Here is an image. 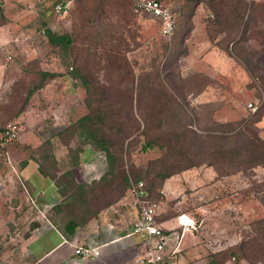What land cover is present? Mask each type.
<instances>
[{"label":"rangeland","instance_id":"obj_1","mask_svg":"<svg viewBox=\"0 0 264 264\" xmlns=\"http://www.w3.org/2000/svg\"><path fill=\"white\" fill-rule=\"evenodd\" d=\"M135 1L17 0L10 9L17 26L6 31L9 43L0 48L5 66L0 127L16 124L18 129L15 138L0 142V264H33L26 242L46 219L62 228L68 219L85 224L97 217L107 203L130 192L123 173L130 181L141 176L147 198L162 202L161 216L193 217L191 231L180 237L174 264H264V164L228 175L201 164L162 182L155 173L163 151L157 146L141 149V114L148 112L146 120L154 121V133H159L153 118L160 116L153 112L159 102L169 107L160 116L163 124L184 123L205 134L238 129L247 120L264 138V0H163L176 17L171 37L159 32L151 15L137 12ZM61 3L67 8L58 14L55 6ZM46 28L72 35L67 54L48 43ZM69 65L87 75L90 92L79 80L59 76L12 117L37 82L38 69L66 74ZM131 89L143 96L129 107L124 96ZM164 91L173 100L161 96L158 101L157 94ZM65 103L85 112L90 105L113 116L106 122L113 127L103 130L117 155L116 172L105 174V160L100 174L91 175L85 164L73 165L72 153L81 149L76 132H63L61 143L39 142L53 121L47 107L60 112ZM79 114L75 111L67 125ZM120 125L126 126L124 134L117 131ZM26 159H38V170L54 178L61 198L35 194V179L29 181L24 176L29 171H21Z\"/></svg>","mask_w":264,"mask_h":264},{"label":"trees","instance_id":"obj_2","mask_svg":"<svg viewBox=\"0 0 264 264\" xmlns=\"http://www.w3.org/2000/svg\"><path fill=\"white\" fill-rule=\"evenodd\" d=\"M164 2L163 0H160ZM2 0H0V3ZM0 8V24L5 21V17L1 14ZM239 15L235 16V21H237ZM176 19V17H175ZM176 29L173 30L172 35ZM44 35L47 38L48 43L57 47L59 50L67 54L73 43L72 35L69 33H56L49 28H46ZM171 35V36H172ZM70 69L66 71V74H61L49 70L38 69V80L34 83L27 91L25 99L19 112H16L12 117L17 118L19 114L25 107L28 99L33 95L34 92L38 91L44 87L50 80L67 75L73 80H79L85 91L90 92V80L86 74H84L78 67L69 65ZM159 77V74H157ZM136 96V98H135ZM137 96H143L142 93H135L132 89L130 93L126 94L129 100V107L133 104V100L137 99ZM157 100L163 96L164 99L173 100L170 94L167 92H162L157 94ZM159 108L157 110L153 109L157 115H163L165 109L169 108L167 104L159 102ZM89 112H85L79 118H77L73 124L63 126L57 134L63 135V132L68 133H81L83 137H87L89 142H91L97 149L104 153V158L106 161V172L105 174H111L116 172L117 165V155L111 149L112 142L109 136L104 132V128L111 129L112 123L107 125L106 122L109 121L110 117L113 116L108 111L102 112L101 108L95 109L90 108ZM167 111V110H166ZM1 113V111H0ZM19 113V114H18ZM176 114V113H175ZM174 117L177 116V114ZM126 116L129 115V110H126ZM145 114H141L143 122L142 134L144 135V140L141 142V149L146 150L148 148H153L157 146L163 151L162 156L157 160L160 168L155 173V176L159 178L162 182L170 177L171 175L178 173L179 171L201 164L211 165L218 175H228L236 171H243L250 169L253 166L264 164V138H260L256 135L249 127V121L243 120L245 123L238 129L230 127V132L228 129L221 130L217 132L215 130L209 131L205 134L198 133L189 125L182 124H163V120L160 116H155L157 120L155 127L159 129V133H154V121H147ZM10 117V116H9ZM148 117V116H147ZM222 126H230V123L222 124ZM118 133L124 134L126 131L125 125L118 126ZM5 128L0 127V142L4 143L10 139H5ZM85 138V139H87ZM13 139V138H11ZM47 141V140H46ZM77 149V148H75ZM24 164V163H23ZM40 167V166H39ZM40 173L49 176L50 174L46 171L39 169ZM106 175L103 176V178ZM102 179V177H101ZM141 180L140 175H135L134 180L130 181L129 175L123 173L122 182L127 188L131 184L137 183ZM124 189V187H122ZM147 190V187L145 186ZM63 191L61 190V193ZM151 200V199H150ZM110 204V203H109ZM107 203L106 206L109 205ZM105 206V207H106ZM53 224L56 225L54 221ZM84 222H78L73 219H68L64 222L62 229L68 234H72L78 225H82ZM213 264H219L217 262H212Z\"/></svg>","mask_w":264,"mask_h":264},{"label":"crops","instance_id":"obj_3","mask_svg":"<svg viewBox=\"0 0 264 264\" xmlns=\"http://www.w3.org/2000/svg\"><path fill=\"white\" fill-rule=\"evenodd\" d=\"M16 1L2 0L0 3L2 15L5 17V21L0 24V48L6 47L7 43H9L5 42L7 41L5 36L8 35L6 31L12 32L13 27L17 26L16 19L10 13L12 6H16ZM4 67V62L0 61L1 80L5 76ZM55 79L50 80L38 91H44L45 93L46 87ZM62 93L60 90L56 94L62 95ZM59 107H62L59 110L61 113L57 112L58 110H55L53 105L47 107L50 114L53 115V121L45 132L47 136L43 137V135L39 138V142L59 139V143H61L60 137L62 135L57 134V132L63 126H66L69 120L75 119L72 117L75 111L81 113L77 118L85 113V110H82L80 105L73 103H65ZM76 135L81 137V142L78 139V143H81V149L77 153H72V164L75 166L85 164L87 171L91 172V175L94 172L100 174L103 161L105 160L101 151L97 150L91 142L85 141L81 133H76ZM72 140L77 142L75 137ZM22 166V173L29 171V173L24 175L26 179L31 181L33 177L37 184L40 183V186H37V184L35 186V194L43 195L42 199H57L59 196L61 198L59 189L55 185V180L39 172L38 159H26V161L22 162ZM168 180L165 181L164 185ZM38 187L41 188L38 189ZM160 205H162V202ZM160 205L157 208L156 221L165 231L176 230L178 233L181 232L182 224L179 216H186L187 219L183 220L181 218L182 221L191 223L190 221L193 220V217L187 213L179 215H173L174 213L169 215V213L167 216H161L163 210ZM136 216L137 206L135 198L129 192L102 209L97 217L91 218L85 224L78 225L72 234L64 232L61 227L46 219L45 222H41L39 226L35 227L26 242L28 257L33 264H138V259L144 250V240L138 234L132 233ZM190 231V228L185 230L183 236ZM77 245L90 246L92 255L90 257H82L75 254L74 249Z\"/></svg>","mask_w":264,"mask_h":264},{"label":"built area","instance_id":"obj_4","mask_svg":"<svg viewBox=\"0 0 264 264\" xmlns=\"http://www.w3.org/2000/svg\"><path fill=\"white\" fill-rule=\"evenodd\" d=\"M67 6L64 3L55 6V12L62 14ZM134 8L137 12L151 15L159 23V32L171 37L175 28L176 19L173 10L160 0H136ZM16 124H8L5 128V139L15 138L17 134ZM130 193L135 198L137 206V216L133 222L132 233L143 238L144 250L141 253L138 264H174L172 258L178 250L180 237L185 230L194 225L189 221L179 220L182 224L181 232L176 230L165 231L156 221L158 203L147 198L148 192L142 181L131 184ZM75 254L82 257H90L91 247L87 245H77Z\"/></svg>","mask_w":264,"mask_h":264},{"label":"bare ground","instance_id":"obj_5","mask_svg":"<svg viewBox=\"0 0 264 264\" xmlns=\"http://www.w3.org/2000/svg\"><path fill=\"white\" fill-rule=\"evenodd\" d=\"M183 217H186V216H183ZM183 217H182V218H183ZM186 219H187V218H186ZM184 220H185V219H184Z\"/></svg>","mask_w":264,"mask_h":264}]
</instances>
